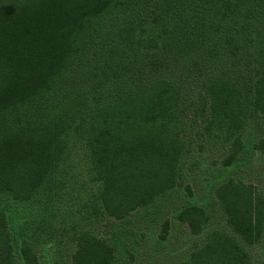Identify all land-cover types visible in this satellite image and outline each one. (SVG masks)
Wrapping results in <instances>:
<instances>
[{"label": "trees", "instance_id": "trees-1", "mask_svg": "<svg viewBox=\"0 0 264 264\" xmlns=\"http://www.w3.org/2000/svg\"><path fill=\"white\" fill-rule=\"evenodd\" d=\"M223 61L197 98L203 133L229 145L210 189L230 233L211 229L169 264H251L246 248L264 238V194L232 174L243 163L250 114L264 129V0H0V197L72 220L74 211L54 200L63 189L58 178L75 163L95 185L94 219L141 213L155 222L189 148L182 81L193 67ZM238 61L252 65L245 103L227 67ZM261 130L251 148L264 155ZM76 146L80 153L71 154ZM205 207L184 202L172 222L197 236L209 221ZM43 220L39 232L54 235L56 223ZM72 225L79 231L66 264H115L105 236ZM20 248L23 264H40L30 244ZM0 264H18L2 208ZM130 264L140 263L130 256Z\"/></svg>", "mask_w": 264, "mask_h": 264}, {"label": "rangeland", "instance_id": "rangeland-1", "mask_svg": "<svg viewBox=\"0 0 264 264\" xmlns=\"http://www.w3.org/2000/svg\"><path fill=\"white\" fill-rule=\"evenodd\" d=\"M224 65L225 61L212 68L193 67L188 72L186 80L182 81L184 100L181 113L187 126L186 140L189 148L181 166V177L175 192L171 194L172 200L167 202L160 199L156 204L159 213H156L155 222L149 221L153 218L145 220L141 213L131 215L124 222H99L94 219L98 216L91 213L90 193L94 191L95 185L88 178L87 169H80L74 163L58 178L63 189L54 200L61 211H74L72 220L67 219L63 223L59 216L50 219L49 215L38 210L35 203H17L10 201L7 197H0V209L5 211L7 217L18 264H23L20 259V247L23 242L33 247L40 264L70 262L74 251L72 245L75 243L73 237L79 231L78 228L73 227L72 223H81L80 228L91 231L97 237L105 236L114 249V258L117 260L115 264H130V256H133V260L140 264L178 262L201 246L204 237L211 229L220 233H230L226 227L223 212L210 189L215 176L221 173V161L227 155L229 145L220 138L208 137L203 133L204 120L199 112L197 98L203 93L205 78ZM227 67L232 69L233 78L239 85L241 98L245 103L248 95L245 84L251 76L252 65L245 67L242 61H238L234 66L229 63ZM257 117L250 114L247 120V126L242 133L246 149L239 156L243 163L239 170L232 174V178L252 184L264 194V155L251 148L252 142L263 134L259 132L261 128L256 130L254 127L255 123L261 121ZM75 153H80L77 146L72 149L71 154ZM71 159L75 161L80 158L76 155ZM68 173L70 174L67 176ZM71 173L74 175L71 176ZM187 188L190 189L191 195ZM187 201L206 205L205 210L209 221L201 234L197 236L191 235L185 225L180 226L172 222L174 212ZM152 210L151 208L146 211L145 215L149 216ZM44 217L45 221L56 223L52 228L54 235L53 233L49 236L42 235V231L39 232L41 230L39 223L44 221ZM90 219L94 221L92 225L84 223ZM165 219H169L170 224L166 235L162 238V223ZM246 250L251 254V264H264V238L260 243L247 247Z\"/></svg>", "mask_w": 264, "mask_h": 264}]
</instances>
